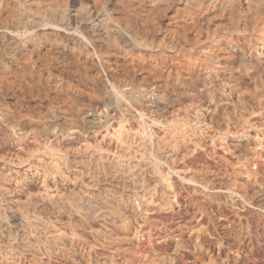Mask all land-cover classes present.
<instances>
[{
  "label": "bare ground",
  "instance_id": "1",
  "mask_svg": "<svg viewBox=\"0 0 264 264\" xmlns=\"http://www.w3.org/2000/svg\"><path fill=\"white\" fill-rule=\"evenodd\" d=\"M261 70L264 72V0H0V126L13 132L12 135L15 134L16 137V140L15 137L12 138L16 146L12 151L15 153L0 160V195L7 199L4 201L8 203L11 214L8 215L12 218L11 224L9 221L6 223L3 219L5 216L1 214L3 211L0 212V264H18L21 255L32 257L45 254L48 250L71 260L75 250L71 251L69 248L79 246L80 239L91 236L94 224H103V230L106 228L107 232H115L120 239L122 237L121 241L126 242L125 238H130L137 228H141H136L135 225L136 229L133 230V223L138 220V215L135 217L137 206L134 199H139L144 206L154 202L156 197L151 195L145 179L142 181L147 184L139 182L138 174L140 178L144 170L152 174L154 183H159L163 192H158L162 196H158L159 200L161 198L165 202L171 191L173 197L170 198H175L174 188L171 187L172 190L168 193L166 188L170 184L166 185L165 180L160 177L159 162L154 163V159L150 161L146 155L147 145L151 144L149 141L152 142V136L149 139L147 134L162 131L156 149L165 157L161 156L163 162L168 157L170 161L167 160L171 162L173 138L175 140L181 136L180 139L183 137L186 140L190 129L195 128L189 125L190 131L186 132L188 135L185 137V124L181 122L184 126L180 123V126L175 125L178 121L172 124V120L169 122L162 117L169 101L179 98L190 102L192 109L202 114L209 123L219 111L215 113L208 109L209 106L207 109V106L203 108L201 101L215 104L217 108L210 106L214 110L230 109L227 110L230 112L234 102H229L228 95L238 88V81L247 80L249 85L246 89L235 95L237 102H245V106L248 103L249 107H252L250 104L255 105L253 107L257 109L256 104L264 99V80L258 79V75L255 76ZM261 77H264V73ZM150 91L155 92L153 99L142 97L143 93ZM133 92L138 93L134 99ZM230 97L233 98L232 95ZM259 100L261 101L258 103ZM130 104L135 106L137 114H142L140 117L143 118L144 115L149 118V126L151 125L154 132L146 134L145 131V135L136 128H130L131 121L127 122L130 115L126 118L123 110L124 117L121 118H126L125 122L129 123L128 128L124 127L126 123L123 125L118 120V106L124 105L128 108ZM250 112L249 115H254V110ZM114 117L117 118L114 122L118 121L116 125L110 126L107 123L108 126H105ZM170 117L174 118V115ZM136 121V126L143 123V120L137 121L140 124ZM214 121L217 122L214 123L217 127L219 119L217 121L215 118ZM220 122H223V118ZM133 124L134 122L131 125ZM142 125L147 127L148 124L144 122ZM215 127L213 126L214 130ZM259 129H254L255 135ZM234 131H231L234 135L229 134L230 137L226 140L227 146H232L238 157L248 155L249 158L250 139L247 136H251L252 132L248 135L245 133V136L244 132L242 134ZM259 135L258 137L261 136ZM90 138L97 142H91ZM262 140L264 141L263 138ZM25 142H29L30 146L25 144V147ZM157 142L158 139L155 144ZM12 143L9 146L13 147ZM103 143L106 144L105 147ZM257 144L263 148L261 145L264 143ZM253 145L251 149L256 151V146ZM101 167L109 169V172L106 170L109 173L107 176L101 175ZM242 169L243 173L244 168ZM103 171L105 170L102 169L101 172ZM245 172L243 175L248 176L247 170ZM150 173L147 174L150 176ZM164 173L162 174L165 176ZM167 176L171 178L168 173ZM254 179L250 180L255 181ZM225 181L227 179L222 180V184L226 185ZM234 181L237 183L238 180ZM239 181L241 182L240 179ZM252 181L247 182L248 187L243 186L248 189L253 187ZM151 185L153 182L149 186ZM203 185L206 189L207 185ZM255 187L251 189L253 193L257 192ZM199 189L201 187L197 190ZM225 189L221 190L224 194ZM204 191L200 192L202 197ZM215 193L213 198H216ZM260 197H255L257 203L262 200ZM212 200L214 202H209L210 204H214L217 199ZM169 201L172 200H168L170 204ZM262 204L260 206L263 207ZM157 205L156 203L154 206ZM144 208L147 210L148 207ZM193 223L195 222H192V226ZM185 225L187 228L188 224ZM178 228L176 229L179 230ZM183 229L185 231V227ZM190 231L192 233L194 229L190 228ZM116 234L114 235L118 236ZM120 242L122 245L123 242ZM117 247L121 251L119 245L110 249L117 251ZM112 250L106 252L117 264H174L169 258L172 255L163 250L167 257L157 253H145L138 254L137 257L135 255L130 260ZM23 257L22 260L26 258ZM39 257L41 256L37 258ZM87 259L89 261L91 258ZM222 259L218 264H227L222 263ZM213 261L215 263L216 260Z\"/></svg>",
  "mask_w": 264,
  "mask_h": 264
},
{
  "label": "rangeland",
  "instance_id": "2",
  "mask_svg": "<svg viewBox=\"0 0 264 264\" xmlns=\"http://www.w3.org/2000/svg\"><path fill=\"white\" fill-rule=\"evenodd\" d=\"M261 72H263V71L261 70ZM263 73H261L259 75L256 72L255 76L258 75V76H256L257 78L260 76L258 79L264 80L263 79L264 77H261V75H263ZM240 81H242V84H241ZM240 81L237 82V84H238L237 87L238 88L240 87V88L239 89L236 88L237 91H236V89L233 90L232 94L230 93L228 95V97H227L229 102H231V103L234 102L233 105H232L233 107L231 109L232 111L228 112L230 109H225L226 111L225 110L224 111L223 110L220 111L219 109L218 110L216 109L217 107L215 106V104H213L211 102L201 101L202 102L201 106H203V108H205V106H207L205 108V109H207L208 106H209V108H208L209 110H212L213 112L215 111V113H217L219 111L213 117L214 119L216 118L217 121L219 119V122L223 118V122L225 124L223 122L222 123L218 122L219 126L217 125V127L219 129L217 127H215V124H217V122H215L216 120L214 121V119H210L212 121L209 120L210 122L208 123V120L206 118H204L202 114H200L199 112L197 113V112H195L194 109H192V107L190 106L191 105L190 102H188V101L186 102L185 100L179 99V98L178 99H172V100L169 101V106L164 111L165 113L163 112V114H165V115H162V117L164 119L166 118L169 122L172 120L170 122L172 124H174V123H176V121H178L177 122L178 124H175V125H179V123H180V125L182 123L185 124L187 130L184 133L188 132L190 127L191 128L195 127L193 129H190L191 131H193V133L189 130L190 131V133H188L189 137L188 136L186 137V135H188L187 133L185 134V137L187 139L189 138L188 140L185 137L184 138L186 140H183V137H182V139H180L181 136H178V139L177 138L175 139V140H178V141H175L174 138H173V142H171V143H173V144H171L173 152L171 151L170 154L172 156H174V157H172L170 155L171 162H169L170 161L169 157L164 159V162H163V158H165V157L163 155H161V153L159 152L158 149H156V148H158L157 146H158V143H159V139L162 137V133H161L162 131L161 132H159V131L157 132V131L154 130L155 133L147 134L148 132H150V133L154 132L152 130L153 128L151 127V125L149 126V124L151 122L148 121L149 120L148 117H145L143 115V118L144 119L146 118V120L144 121V119L142 117H140V115L142 116V114H140L138 112V114H139V116H138L137 111L135 109V106H133L132 104H130L128 108L125 107L124 105L123 106L122 105L118 106V111L119 112H118L117 116H119L121 120L117 116L116 117L118 118L119 121H122L121 123L123 125L126 123V125H124L125 128H128L130 126V128H134V129L136 128L139 131H141L143 134L146 133L147 134V138H149L150 135L152 136V137H150L151 139L149 138L150 140H152V142H150L148 140L149 143H151V144L147 145L146 155H147V157H149L148 159H150V161H153V159H154V161H153L154 163H158L159 162L158 165L160 167L158 169H160V172H159L160 177L162 176L161 178H162L163 181L165 180L166 185H167V183L170 184V185L168 184L170 188L169 187H168V189L166 188L168 193H170L172 188H174L173 189V194H174L175 198L171 199L173 197V195H171L172 194V191H171V194H169V196L171 198L170 197L167 198L168 200H172V201H169L170 204L168 203L167 199L164 202V199L160 198V200L162 201V203H161V201L159 200L158 196L162 197L160 193H163V192H162V189L160 188V186L158 185L159 183H156V182L154 183V180L152 179L153 178L152 174L149 171L144 170V174L146 173L145 176H144L143 172L141 173V176H142L141 178H140V174H138L137 177L140 180V181L139 180L138 181L141 182L144 179L147 181L148 187H150L149 189H150L151 195L153 197L156 196L157 197V201H155L156 197H154L153 200H154L155 203L152 202L151 204H147V205L144 204V206H143L142 202L139 199H137V198L134 199L135 206L140 208L139 209V208L136 207V210L139 213L136 211L135 217L137 215L139 216V214H140L141 217L140 216L139 217L137 216L138 218L136 217V219H138L140 222L138 220L134 221L133 230L135 228V225H136V228L137 227H141V228H137L138 232H137V229L135 228L136 229V231H135L136 233L133 231L134 232L133 236L131 235L130 238H129V236L127 238H125L124 240L127 239L126 242L125 241H121L122 237L120 239V236L118 234H116L115 232H112V231L109 232V230H108V232H109L108 233L106 228H104V230H105L104 231L103 228H102L104 226L103 224H100V225H102L101 227L98 224H94L93 228H92L93 230L91 232V236L92 235L93 236L91 237V236L87 235V236L83 237L82 239H80V244H82V245L79 244V246H77V247H79L81 250L78 249L77 247H75L76 245L72 246L73 248L72 247L69 248L71 251L75 250L74 251V256L72 257L71 260H68V259H66V258H64L62 256L60 257L57 254H52L53 252H51V251L49 252V250H48V251L45 252V254L43 253L41 255L32 256V257L30 255H21V258H20L21 260L19 259L20 262L22 261L21 264H72L73 262H71V261H75L76 264H81V262H82V264L83 263L85 264L86 261H87L86 264H88V262H89V264H104V263L110 264L111 261H112L111 264H117V263L113 262L114 259L110 258L109 253L106 252V251L111 252V250L116 245H119L121 247V251H118L119 250L118 247H117L118 248L117 249L118 252L114 251V250H112V251L118 253L120 256H122L124 258L126 257V259L129 258L128 260L134 259L135 255L137 257L138 254L139 255L140 254L143 255L145 253H154V254L157 253V254H160V255H163V256L167 257L166 253L168 252V253H170V255H172V257L171 256L170 257L168 256V257L171 258V260L173 261L174 264H177V263L178 264H184V262H185V264H218V263H220V261H221L220 259H222V258H223L222 259L223 260L222 263L225 262L227 264H264V204H262L263 201H264V144L261 145L262 143H264V141L262 140V138L264 139V125H263L264 124V114H263L264 113V99L263 100L261 99L262 101L259 100L258 103L260 101L261 102L258 105L256 104V107H258L257 108L258 110L253 107L255 105H251L250 104V106L253 107L252 108V107H249L248 103L245 106V102H237L238 100L236 99V96H235L236 93L240 92L241 90L243 91L244 89H246L245 87H247V85H249L247 80H240ZM244 81H247L246 85H243V84H245ZM242 85L244 87H242ZM241 87H242V89H241ZM134 93H135V95H134ZM147 93H143L142 97H145L146 99L148 98L147 100H151V99L154 98L155 92L150 91L148 94ZM150 93L154 94V95H151ZM132 95H133V99H134L138 95V93L133 92ZM147 95H149V96H147ZM231 95L233 96V98L232 97L229 98V96H231ZM207 103H208V105H207ZM210 103H211V105H209ZM240 103H242V105H240ZM212 105H214V107H216L215 110H214V108L213 109L211 108V107H213ZM238 105H240V106H238ZM132 107H134V108L132 109ZM242 107H244V108H242ZM126 108L129 109V111ZM173 108H174V110H173ZM238 108H240V109L237 110ZM249 108H251V110H249ZM261 108H263V109H261ZM123 110L125 111V113H124L125 117L126 116L128 117L129 115H130V117H133V119H131L130 117H129L130 119L126 117L127 118V122L130 123V121H131L130 124L125 122L126 118H124L125 120L123 118H121V117H124L123 116V112H124ZM168 110L171 111L172 114H170V112ZM183 110H186V111H183ZM246 110H248V111H246ZM253 110H254V115H253V113L249 115L248 113L250 111L253 112ZM133 111H135L134 114H133ZM120 112L122 114H120ZM173 112H175V113L173 114ZM234 112H236V113H234ZM246 112H247V114H246ZM256 112L259 113V115ZM128 113H130V114H128ZM131 114H133V115L131 116ZM182 114H184V115H182ZM171 115L172 116L174 115V118L173 117L171 118L170 117ZM175 115L178 118V120H176L177 118L175 117ZM238 115H240V116H238ZM183 116H188V117H183ZM219 116L221 117V119H220ZM247 116H249V117H247ZM168 117H169V119H168ZM250 117H252V118H250ZM117 118L114 117L113 119H110L109 121H107L105 123V126L106 125L108 126V124L110 126H115L116 122H118V121L114 122V119L117 120ZM138 118H139V120H138ZM180 118H181L182 121L180 120ZM182 118H184V119H182ZM243 118H245L246 120L243 119ZM136 119H137L138 122H140V120H143V121H141V123L145 122V124H148L147 127L143 126L142 125L143 123L142 124L138 123L136 121ZM193 119H194V121H193ZM236 119H238V120H236ZM186 120H187V122H186ZM234 120L238 121L239 123L235 122ZM135 121L138 124H140L139 126L142 125L143 128L139 127L138 125L136 126L135 125L136 124ZM146 121L149 122V123H147ZM133 122H134V124L131 125ZM189 122L191 124H189ZM240 122L243 123V125ZM252 122H254V123H252ZM128 124H129V126H128ZM183 124H182V126H184ZM196 124H198V125L195 126ZM237 124L241 125L240 126L241 128ZM245 124H246V127H245ZM189 125H190V127H189ZM211 125H213L215 127V130H214L213 126H211ZM226 125H227V128H226ZM252 125L255 126V128ZM144 127H146V128L144 129ZM196 127H198V128H196ZM252 127L255 130H257V129L261 128V127L263 129L262 128L259 129L260 132L257 131L258 134L256 133V135H255L256 131ZM242 128H244L245 130L242 129ZM248 128H250V129H248ZM234 130H236V131H234ZM249 130H250V132H249ZM3 131L5 132V135L8 138L5 137ZM194 131H195V133H194ZM231 131L232 132L233 131L234 132L240 131L242 134L244 132V135H245V133H246V135H248V133L250 134L252 132V134H251V136H253L252 138H250L251 136H249V135L247 136L250 139L248 141V144H250V145H248V146H249V149H251L252 148L251 146L254 143V145L256 147L254 145H253V147H255L254 149L256 151H254V150L252 151L253 148L250 151L248 149V153L250 152L249 153V158H248V155H245V157H238L236 155V152H235L234 148H232V146H227V141H228V138L230 137L229 134L232 133ZM259 133H261L260 135L263 136V137H261L259 135ZM12 134H13V132H11L9 130H6L3 127L0 128V150H1L0 151V160L3 159V158H6L8 156H11L13 153H15L13 151L15 150V147H16L15 146V141H14V140H16V137H15V134H14V136ZM155 134H156V136L158 135L157 138H156ZM159 134L161 135V137H159L160 136ZM191 134H192L193 137L190 136ZM235 134H239V133H235ZM153 135H154L155 139H154ZM232 135H234V133H232ZM254 135L256 136V138L254 137ZM258 135L260 137H258ZM9 137H10V139H9ZM12 138H14V140ZM259 138H261V139H259ZM7 139H9V141H7ZM157 139H158V142H157V144H155ZM257 139H259L260 142ZM11 140H12L13 143L11 142ZM92 140L96 141L93 138H90L91 142H93ZM154 140H156V141L154 142ZM181 140H183V141H181ZM251 140H252V142H251ZM255 140H257V141H255ZM96 142H94V143H96ZM176 142H178L177 145H176ZM255 142H256V144H255ZM10 143H12L11 145H14V146L13 147L9 146ZM28 143L29 142H27V143L25 142L24 146L26 147V145H27V147H29L30 143L29 144ZM257 143H259V144L261 143L260 145L263 146V148L260 147ZM192 144H194V145H192ZM154 145H156V146H154ZM257 145H258V147H257ZM103 146L105 147L106 144L103 143ZM152 147H154V148H152ZM12 148L14 149L13 151H12ZM148 148H150V149H148ZM190 148H191V150H190ZM195 148H197L198 150L195 149ZM229 148L230 149L232 148L231 149L232 151L229 150ZM259 148H262V150L259 149ZM152 149H155V151L152 150ZM156 150H158L159 154H158V152ZM152 151H154V152L151 154L150 152H152ZM199 151H201V152H199ZM229 151H231L232 153L229 152ZM155 152H157V153H155ZM192 152H194V153H192ZM255 152H257V153L255 154ZM183 153H184V155H183ZM4 154H5V156H4ZM252 154H253V156H252ZM161 156L163 158H161ZM150 157H152V158H150ZM243 158H245V159L243 161H240ZM157 159H158V161H157ZM247 159H248V161H247L248 163L246 162ZM160 160H161V162H160ZM0 164H1V162H0ZM163 164H164V166H163ZM161 166H162V169H161ZM248 166H250V167H248ZM223 167L226 168V169H224ZM101 168L103 170H105V171L101 172L102 171ZM101 168H100L101 170H99L100 173H102L101 175L107 176V174H109L108 173L109 169L107 167H105V168L101 167ZM242 168H244V172L243 173H246L245 171L247 170V173H248L247 175L248 176H246L245 174L243 175V173L241 171ZM0 169H2V166H0ZM229 169H231V170H229ZM225 171H227V172H225ZM251 171H252V173L254 172V174H252ZM255 171H256V173H255ZM236 172H238V173L236 174ZM240 172L242 173V175H241ZM147 173H150L151 177ZM162 173H164L165 176H167V173L170 174L171 178L168 177L169 175L167 177H165ZM210 173H211V175H210ZM213 175L216 177L217 180L215 179V177H213ZM220 175H221V178L225 177L227 179V181H225L227 183L226 185L222 184V182H221L222 180H226V179L225 178L221 179ZM137 177H136V179H137ZM231 177L232 178L234 177V179H232ZM213 178H214L215 182L213 181ZM167 179H169V180H167ZM236 179L238 180L237 183H235V181H234ZM239 179L241 180V182L239 181ZM250 179H254L255 181H252ZM230 180H232V181H230ZM245 180H246V182H245ZM146 181H142V183H144V182L146 183ZM251 181L254 184L255 183L257 184V185L256 184L254 185L252 183L253 187L254 186L257 187V188L255 187V191L257 190V192H255V193H253V191H252L253 187H249V189L246 188V187L249 186L248 183H250ZM152 182H153V185L149 186L150 183L152 184ZM198 182H200V183L202 182L204 184L203 185L201 183L203 186L207 185V187H205L206 189H204L202 187V185L199 184ZM220 182H221V184H220ZM238 182H240V184ZM209 183L211 184V186H210ZM245 183H247V184H245ZM193 184H195V185L197 184V185L195 186ZM208 184H209V187L211 189L208 188ZM199 185H201V186H199ZM213 185H215L214 188H213ZM227 185H229V186H227ZM243 185H245V186L247 185V186L245 187ZM158 186L161 189V191L159 190ZM200 187H201V189L203 191L206 190V191L209 192L210 198H209V194H207L208 192H205V191L202 192L203 197L201 196L200 192L202 190L201 189H199L200 191L197 190ZM155 188H156L157 191L155 190ZM207 188L209 190H207ZM223 188L224 189L226 188L224 190L226 192L225 194H224V192H222ZM227 189H228V191L229 190L230 191L228 192ZM231 190L233 192H231ZM216 191L218 192V194L215 193ZM155 192H156V194L154 195ZM158 192H160V193H158ZM174 192H176V193H174ZM214 193H215V197L216 198H213L214 197ZM219 193H221V194H219ZM256 193L257 194L259 193V195H257ZM260 193H262V194H260ZM220 195H223V196H220ZM229 195H231V196H229ZM256 196H259V197L262 196L263 197V198L260 197V200L261 199L262 200L259 203H257L255 201V197ZM219 197H221L222 199L221 198L218 199ZM253 197H254V199H253ZM0 198H1L0 203L2 204V207H1V204H0V208L2 209V210H0V212L3 211V212H1V214L5 216V217L3 216L4 217L3 218L4 221L6 223L9 221L8 223L11 224L12 223V218H10L11 214H10V212L8 210V206H7L8 203H7V201H4V200H7V199H5V197H3L1 195H0ZM209 199H211V200H209ZM212 199H217L218 201L215 200V203L216 204L218 203V204L217 205L215 203L214 204H210V203L214 202V200H212ZM3 201L6 204H4ZM166 202L168 203L167 205L165 204ZM139 203H140V206L138 205ZM156 203L158 205L154 206V205H156ZM159 203L161 205H159ZM162 204H163V206H162ZM261 204L263 205V207L260 206ZM5 205H6V207H3ZM145 205L149 209L147 208V210H145L146 209V208H144V207H146ZM168 205H171V206H168ZM141 206H142V208H141ZM142 209H144V210H142ZM8 214H10V215H8ZM6 216H7V218H6ZM185 219L186 220L188 219L191 222L188 221V220L186 221ZM145 221H147V222L145 223ZM183 221L185 223H183ZM177 222H178V225H177ZM179 222H180V224H179ZM192 222H195V223H193V226H192ZM139 223L140 224L142 223V224L139 225ZM181 223H183L182 227H181ZM184 224H188L187 228L190 227L191 230L194 229V231H192V233H191V231L189 232L190 228L187 229L186 225L184 226ZM199 224H200V226H199ZM137 225H139V226H137ZM96 226H98L99 228L97 227V229H95ZM176 226H178L180 228H178ZM184 227H185V231L183 229ZM176 228H178L179 230H177ZM102 232H103V234H102ZM106 232H107V234H106ZM114 234H116L118 236H115ZM135 234H136V236H135ZM157 235H159V236H157ZM161 235H162V237H161ZM105 237H108V238H105ZM164 237H165V239H164ZM135 238H137V239L134 240ZM160 238H162L163 240L160 239ZM158 239H160L161 241L158 240ZM114 240L115 241H119V242L121 241L120 243L123 242L122 245H125V246H122L121 244H119V242H114ZM131 240H134V241H132V243H131V242H129ZM110 241H112V242H110ZM84 243H86V244H84ZM83 244H84L85 248L83 247ZM91 244H93V245H91ZM110 246H112V247H110ZM126 246H128L129 249H127ZM110 248H112V249H110ZM103 249L105 250V252H104ZM106 249H109V250H106ZM147 249L148 250L150 249L149 252H148ZM152 249L155 250V251H153ZM91 250L94 251V252H92ZM162 250L164 252H166V253L162 252ZM138 251H140V252H138ZM144 251H147V252H144ZM47 252H49V253H47ZM102 252H103V254H102ZM87 253H88V256H87ZM122 253H124V254H122ZM48 254H49V256H48ZM200 254H202V255H200ZM43 255H44V257H43ZM54 255L57 256V257H55ZM22 256H24V257L26 256V258L27 257L28 258L31 257V259H28V258L26 259V258L23 257L24 259L22 260ZM38 256H41V257L37 258ZM58 256H59V258H58ZM127 256H131V257H127ZM219 256L220 257L222 256V258H220ZM54 257H55V259H54ZM87 257L91 258V259H89V261H88ZM82 259H84V261ZM105 259H106V262L104 261ZM213 259L216 260L217 262L216 261H215V263H214V261L212 262ZM218 259H219V261H218ZM29 260H31V261H29ZM174 260H175V262H174ZM20 262H18V264H20ZM75 263H73V264H75Z\"/></svg>",
  "mask_w": 264,
  "mask_h": 264
}]
</instances>
